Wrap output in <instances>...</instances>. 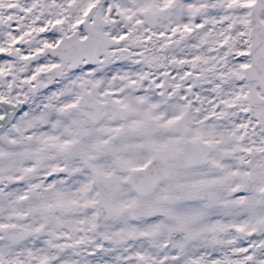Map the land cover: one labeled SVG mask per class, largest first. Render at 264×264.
<instances>
[{"label": "snow or ice", "instance_id": "6c2138e0", "mask_svg": "<svg viewBox=\"0 0 264 264\" xmlns=\"http://www.w3.org/2000/svg\"><path fill=\"white\" fill-rule=\"evenodd\" d=\"M0 264H264V0H0Z\"/></svg>", "mask_w": 264, "mask_h": 264}]
</instances>
